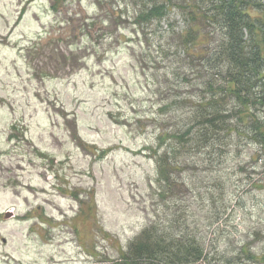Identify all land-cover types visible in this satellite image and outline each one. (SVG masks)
I'll return each mask as SVG.
<instances>
[{"label": "rangeland", "instance_id": "374dc122", "mask_svg": "<svg viewBox=\"0 0 264 264\" xmlns=\"http://www.w3.org/2000/svg\"><path fill=\"white\" fill-rule=\"evenodd\" d=\"M52 2L0 0V264H110L167 214L152 150L183 131L192 107L174 101L204 92L206 48L198 39L182 54L187 25L174 11L137 26L129 0ZM226 101L232 132L173 175L176 201L215 244L206 263L218 250L221 264H260L240 249L264 253V147L252 128L264 126V102L245 116Z\"/></svg>", "mask_w": 264, "mask_h": 264}, {"label": "trees", "instance_id": "16d2710c", "mask_svg": "<svg viewBox=\"0 0 264 264\" xmlns=\"http://www.w3.org/2000/svg\"><path fill=\"white\" fill-rule=\"evenodd\" d=\"M52 1L51 8L56 10L61 0ZM129 1L137 8L133 15L137 26L159 23L170 11L185 20L187 28L176 33L183 55L193 56L191 48L198 39H203L204 92L195 105L186 96L174 101L181 107L186 104L192 107L182 124L183 131L178 129L170 135L175 144L166 146L161 154L159 147L152 150L158 169L156 197L167 211L165 218L148 221L135 240L124 249L120 247L118 257L110 264H212L206 263L209 255L206 252L208 246L215 244L211 240L207 243L202 234L190 230L185 211L180 210L176 201L181 196V184L173 175L189 169L191 156L200 146L207 148L210 141L219 142L232 132L233 109L226 107L228 97L240 102L245 116L250 114L251 103L263 104L264 95L260 92L264 84V0ZM100 4L97 1L98 7ZM195 21L204 26L200 35L193 33L191 25ZM183 79L189 82L186 76ZM167 109L163 104L161 112ZM252 122L264 147V126L256 120ZM159 137L162 143L165 133ZM240 252L253 262L264 264V253L255 259L247 248L242 247ZM216 253L217 261L213 264H221L222 254L218 250Z\"/></svg>", "mask_w": 264, "mask_h": 264}, {"label": "water", "instance_id": "95a60500", "mask_svg": "<svg viewBox=\"0 0 264 264\" xmlns=\"http://www.w3.org/2000/svg\"><path fill=\"white\" fill-rule=\"evenodd\" d=\"M12 217H13V212L10 210L6 211L5 214L3 215L4 219H10Z\"/></svg>", "mask_w": 264, "mask_h": 264}]
</instances>
